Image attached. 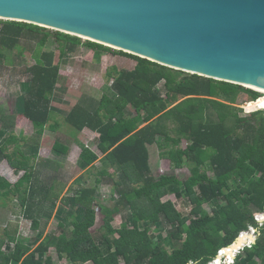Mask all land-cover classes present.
Masks as SVG:
<instances>
[{"label": "trees", "instance_id": "obj_1", "mask_svg": "<svg viewBox=\"0 0 264 264\" xmlns=\"http://www.w3.org/2000/svg\"><path fill=\"white\" fill-rule=\"evenodd\" d=\"M51 31L0 19V66L11 63L13 49L22 54V40L35 43L31 54L34 64L26 68L30 77L20 84L24 94L21 112L31 122L34 135L8 134L0 140V161L6 160L16 173L23 171L13 184L0 175V199L16 197L33 230H39L44 205L55 206L60 199L55 212L60 219L59 232L44 237L38 232L33 238H22L15 230L5 229L0 237V264H53L48 254L51 248L67 264H208L218 250L248 227L255 229L256 241L243 247L232 264H264V221L259 225L254 217L264 213V112L254 110L242 117L240 109L233 106L241 93L248 96V102L262 94L92 41L82 43L81 38L54 31L59 62L81 44L93 50L97 61L104 52L136 60L131 70L112 66L106 71V77L112 79L109 87L113 96L104 93L95 105L84 98L67 111L64 121L75 134L85 128L98 134L100 158L73 138L80 148L77 166L86 172L96 161L101 165L93 186L61 196L53 175L41 178L37 166L59 165L58 160L40 161L38 156L45 129L55 131L60 125L57 121L49 124L57 110L52 98L60 78L59 62L53 63L54 53L42 50ZM128 107L134 113L129 114ZM9 121V125L0 127V137L11 128ZM73 131L71 135H75ZM183 139L189 142L184 148L180 146ZM19 140L28 155L18 147L9 152L8 145ZM153 145L173 168L186 165L189 176L185 180L174 174L154 177L149 154ZM67 150L68 143L55 140L52 152L56 156L65 155ZM79 178L73 182H79ZM105 178L117 195L112 204L97 199V189L107 181ZM170 194L187 199L191 205L188 215L179 212L170 200H161ZM95 206L100 210L101 224L93 232ZM117 214L122 222L115 228L112 221ZM249 236L242 234L239 246ZM221 253L225 259L220 255L211 264L231 262L233 249Z\"/></svg>", "mask_w": 264, "mask_h": 264}, {"label": "water", "instance_id": "obj_2", "mask_svg": "<svg viewBox=\"0 0 264 264\" xmlns=\"http://www.w3.org/2000/svg\"><path fill=\"white\" fill-rule=\"evenodd\" d=\"M0 19L264 90V0H0ZM245 233L254 244L256 235Z\"/></svg>", "mask_w": 264, "mask_h": 264}, {"label": "rangeland", "instance_id": "obj_3", "mask_svg": "<svg viewBox=\"0 0 264 264\" xmlns=\"http://www.w3.org/2000/svg\"><path fill=\"white\" fill-rule=\"evenodd\" d=\"M51 30V29H49ZM54 31H51V36L48 38L43 51H51L54 53L53 63L56 64L60 59V50L58 42L55 41ZM86 39L81 38V42L84 43ZM28 42V41H27ZM21 46L24 47L22 54H19L16 49L10 51L11 63H4L0 66V127L3 124L9 125L11 120V128L0 137L2 140L7 137L6 135L11 134L15 137H32L34 135V129L31 122L21 112L22 100L24 96L20 84L23 81L29 79L30 75L26 71V68L34 64L31 54L33 53L35 43H26L25 40L21 41ZM136 60L134 58L120 55L118 53L104 52L100 59L97 61L94 57V52L90 48H87L83 44L79 45L75 51L68 54L63 60L59 62V81L56 85V89L53 94L52 104L55 109L54 118L49 121V124H53L57 121L60 125L55 131L45 129L40 139L38 156L40 161L44 159L50 161H59L58 166L53 168L46 166L43 168L41 165H37L41 170V178H45L48 175H53L55 178V186L59 190L61 196L71 195L74 190L80 187H90L94 184V179L97 175L96 170L100 168V161H96L94 166L89 171H82L77 166L78 154L80 152L79 146L73 141L76 138L78 141L83 143L85 146L90 148L93 152L98 154V158L101 157L99 150L97 149V136L98 134L85 128L79 133H76L72 128L65 123L64 117L69 109L75 104L81 103L86 98L92 100L95 105L102 94H108L113 96L109 85L112 83V79L106 77V71L114 66L118 70H131L135 67ZM186 73V72H185ZM163 81H161L160 85ZM264 96V93L258 92ZM220 98L219 100H221ZM224 101V99H222ZM248 96L241 93L237 96L233 106L240 109L239 115L248 117L252 112L262 110L261 108H254L249 110L246 107ZM250 101V100H249ZM88 102V101H87ZM225 102V101H224ZM86 106L88 104H85ZM260 106V105H259ZM264 108V107H263ZM247 111H246V110ZM128 113H134L133 109L128 107ZM2 116H5L3 119ZM215 120V117H212ZM70 131H73L75 135H71ZM56 139L68 143V150L65 155L56 156L52 152V146ZM189 142L185 139L181 140L180 146L184 148ZM18 147L21 151L27 152L25 145L19 140L16 144H9V152ZM29 153L27 152V155ZM150 154V166L154 177L159 175L174 174L178 179L185 180L189 176L188 167L185 165L183 168H173L168 159L162 158L159 154L158 148L153 145L149 148ZM19 157V154H17ZM33 162V161H31ZM111 172V170L109 171ZM23 171L16 173L13 168L9 166L6 160L0 161V175L6 178L11 184H13L21 176ZM209 175L212 173L208 172ZM79 178V182H73L75 178ZM101 185L97 189V199L103 204L113 203V200L117 198V195L113 193L110 181L105 178ZM73 182V183H72ZM71 185V187H69ZM112 196V198H110ZM162 201L170 200L173 202L175 208L183 215H188L191 205L184 197L179 195L170 194L161 198ZM60 199L56 201L55 206H51L49 203L44 205V211L39 217L40 227L39 230L31 229L30 220L26 219L23 215V208L20 206V201L16 197L10 199H0V237L3 236L4 230L8 232L16 231L17 236L22 238H33L38 232H41L42 237L55 232L58 233L59 229L57 224L60 219L55 217L57 206H59ZM203 207L211 211L208 204H204ZM96 213V223L91 229L93 232L98 231L101 224V214L97 206L94 207ZM129 212H125L128 215ZM263 214V213H262ZM264 215L260 221H263ZM122 222V216L117 214L112 225L118 228ZM154 227L151 228L153 230ZM235 246L233 248V254H237L236 251L241 248ZM35 247V246H34ZM6 247L2 250L5 251ZM241 251V250H240ZM48 254L53 260V264H67L65 259L57 257L54 249H49ZM119 264H123L120 261Z\"/></svg>", "mask_w": 264, "mask_h": 264}, {"label": "built area", "instance_id": "obj_4", "mask_svg": "<svg viewBox=\"0 0 264 264\" xmlns=\"http://www.w3.org/2000/svg\"><path fill=\"white\" fill-rule=\"evenodd\" d=\"M262 213H259V214H255L254 215V217H255V220L259 223V225H261L262 224V222L264 221V219H263V221H260L259 219L260 218H262ZM249 231H250V233L252 234V235H255V229H253L252 227H249ZM248 231V232H249ZM246 231H243V232H240V234H242V233H245ZM252 243L250 242V240H248L247 241V244H246V246H250ZM245 247V246H244ZM243 249V247L242 248H240V249H238L237 251H236V253L238 254V252H240V250H242ZM224 250V248H221L220 250H218V252H217V254L220 256H222V257H224L223 255H222V251ZM237 254H234L235 256L237 255ZM216 259H217V256H215L214 258H213V260H211L208 264H211V263H213V262H215L216 261ZM233 258H232V260H231V262L230 263H225L224 262V260L220 263V264H232L233 263Z\"/></svg>", "mask_w": 264, "mask_h": 264}, {"label": "bare ground", "instance_id": "obj_5", "mask_svg": "<svg viewBox=\"0 0 264 264\" xmlns=\"http://www.w3.org/2000/svg\"><path fill=\"white\" fill-rule=\"evenodd\" d=\"M255 90H257L258 92H260V93H264V90H262V89H255ZM246 105V107L249 109V110H253L255 107L256 108H263L264 107V96H261V97H259L258 99H256L255 101H252V102H248V103H246L245 104ZM260 105V106H259ZM255 108V109H256ZM254 109V110H255ZM246 110V109H245ZM247 111V110H246ZM241 239H242V237L241 238H239V240H238V242L237 243H235V245H233L232 247H230V248H228V249H225V250H223V252H226V251H228L229 249H233L235 246H238L239 245V243H240V241H241ZM235 254V253H234ZM219 257V256H218ZM217 257V258H218ZM222 257V256H221ZM223 259H225V257H223Z\"/></svg>", "mask_w": 264, "mask_h": 264}, {"label": "crops", "instance_id": "obj_6", "mask_svg": "<svg viewBox=\"0 0 264 264\" xmlns=\"http://www.w3.org/2000/svg\"><path fill=\"white\" fill-rule=\"evenodd\" d=\"M264 214V213H263ZM249 231V227H248V229L246 230V232H248ZM243 232V231H242ZM257 236V235H256ZM246 246V245H245ZM244 247V246H243ZM222 248H224V247H222ZM239 253V252H238Z\"/></svg>", "mask_w": 264, "mask_h": 264}]
</instances>
